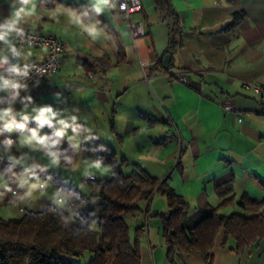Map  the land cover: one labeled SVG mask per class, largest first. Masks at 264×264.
Segmentation results:
<instances>
[{
    "label": "crops",
    "instance_id": "1",
    "mask_svg": "<svg viewBox=\"0 0 264 264\" xmlns=\"http://www.w3.org/2000/svg\"><path fill=\"white\" fill-rule=\"evenodd\" d=\"M94 2L34 0L36 14L21 25L62 38L65 55L57 73L34 81L13 102L15 119L36 121L41 108H51L45 114L53 120L49 136L61 127L60 120L69 125L53 149L65 147L77 157L85 155L83 140L108 145L120 169L124 159L131 170L140 166L168 183L188 203L187 217L230 195L235 201L245 194L264 202V98L244 85H264V0H142L143 10L130 15L115 6L98 15ZM81 4L88 9L78 12L73 5ZM19 6L18 0H0V24ZM70 12H86L83 24H96L100 35L93 39L70 22ZM132 22L144 35L131 34ZM171 28L178 30L173 45ZM16 39V33L8 37L13 46ZM0 51L8 55V45L0 42ZM20 52L19 62L47 54L42 47ZM142 60L149 61L143 69ZM178 72H187L184 80L175 76ZM41 134L48 135L45 127ZM6 138H12V146L3 143ZM62 167L43 148L22 144L20 133L0 134V217L63 202L60 190L35 174L63 173ZM237 208L233 202L218 212ZM168 210L165 196L154 192L140 264H170L162 223L154 214ZM143 221L140 216L132 223ZM224 236L219 229L209 250L211 264H264V238L237 254L232 238L222 243ZM176 258L179 264H205L199 254Z\"/></svg>",
    "mask_w": 264,
    "mask_h": 264
},
{
    "label": "trees",
    "instance_id": "2",
    "mask_svg": "<svg viewBox=\"0 0 264 264\" xmlns=\"http://www.w3.org/2000/svg\"><path fill=\"white\" fill-rule=\"evenodd\" d=\"M78 12L84 5H73ZM168 12L172 14V9ZM177 28H171V45ZM45 124L50 135L53 129ZM27 128H35L38 120L16 119ZM80 149L95 162L106 164L110 178L89 176L80 186L58 172L37 171L60 190L63 202L50 203L41 211L28 210L16 218L0 217V264H140V244L145 233V217H149L154 192L165 196L169 210L156 212L162 223L161 234L166 246V259L179 264L178 257L199 254L205 264H211L210 248L219 229L235 243L237 254L264 238V202L245 194L223 198L216 207L207 205L192 217L185 216L188 203L173 188L140 166L124 174L116 152L95 140H83ZM61 164L70 165L75 153L56 147ZM122 164L126 160H120ZM219 192V191H218ZM235 202L242 212L220 214L221 207ZM144 216L142 224L133 219ZM134 227V228H132Z\"/></svg>",
    "mask_w": 264,
    "mask_h": 264
},
{
    "label": "clouds",
    "instance_id": "3",
    "mask_svg": "<svg viewBox=\"0 0 264 264\" xmlns=\"http://www.w3.org/2000/svg\"><path fill=\"white\" fill-rule=\"evenodd\" d=\"M18 2L20 6L13 7L9 17L5 18L4 23L0 24V42H4L6 45H8V51L13 57H20L22 53L17 51L16 47L10 44L8 37L12 33L23 35V29L19 27V25L25 21L26 17L36 14L34 0H18ZM29 5L31 6L29 7ZM114 6L115 5L112 4V0H95L93 4L94 11L98 15L103 13L106 8ZM59 11L60 9L57 8L56 12L52 14L53 17H55ZM82 15H87V13L85 12ZM82 15H77L75 12H70V22L82 26L84 31H86L90 37L96 39L100 35V30L97 28L96 24L84 25ZM28 55H31V52H29ZM7 64H9V56L3 51H0V66ZM7 72L11 74V78H6L5 76L0 75V92H8L10 95L8 106L5 108H0V125H2V128H0V134L3 132H18L20 133L22 144L28 145L32 148H43L47 155L51 158L52 162L58 163L59 154L55 151H52V149L59 143V139L65 135L64 130L68 128L69 125L64 120H60L59 124L61 127L55 130L51 136L47 134H41V128L45 124H48L49 127H52L51 121L47 119L45 115L46 113L52 112V109L49 107L41 108L39 110V115L36 117V119L39 121V126L36 128H27L25 123L17 122L13 116L12 104L16 100V97L19 96L20 90L26 88V85L21 83V78H26L29 75V69L27 64H25L22 68L18 63H16L11 64V66L7 68ZM28 99L31 98L29 97ZM3 102L4 101L0 99V103ZM24 119L26 120L27 117H24ZM73 131H75V129H73ZM3 143L10 147L14 142L11 138H6ZM94 166L100 168L101 163L97 161ZM4 186L7 187L6 184ZM36 187L37 185H32V188ZM60 203H62V201H60Z\"/></svg>",
    "mask_w": 264,
    "mask_h": 264
},
{
    "label": "built area",
    "instance_id": "4",
    "mask_svg": "<svg viewBox=\"0 0 264 264\" xmlns=\"http://www.w3.org/2000/svg\"><path fill=\"white\" fill-rule=\"evenodd\" d=\"M115 7L118 11H121L125 15H130L131 13L142 11V0H114ZM123 6V7H122ZM23 29V35H17V42L15 47L17 51L25 46L27 47H42L47 51L46 57L42 60H31L28 62H19V57H13L9 52V64L3 65L2 75L6 78H11V74L7 72V68L11 64L18 63L22 68L25 64L28 65L29 75L26 78H21V83L25 84L26 87L34 83L37 80H44L49 78L51 75L57 73L61 68V60L65 55V50L63 49L64 43L62 38L54 35L53 33H40L38 31L30 30L23 25H19ZM131 34L134 36L144 35L143 27L136 23H131ZM148 60L140 61V68L143 69ZM187 72H178L175 76L179 80H184ZM169 76V74H166ZM245 86H251L260 98H264V85H255L252 83H245ZM25 89V88H24ZM24 89H21L19 96L16 100L20 98ZM0 99L4 102L0 103V108H5L8 106V100L10 95L8 92H0ZM12 139V138H11ZM147 224V217H145V225Z\"/></svg>",
    "mask_w": 264,
    "mask_h": 264
},
{
    "label": "rangeland",
    "instance_id": "5",
    "mask_svg": "<svg viewBox=\"0 0 264 264\" xmlns=\"http://www.w3.org/2000/svg\"><path fill=\"white\" fill-rule=\"evenodd\" d=\"M77 129L79 130V128H77ZM68 135L70 137H72L73 135L76 136L77 134L70 132V133H68ZM85 157H87V156H85V155L77 156L74 158L72 165L64 164V167H62L63 173H60V174L63 177H66L68 179L69 178L73 179L72 181L74 183H78L80 188H82L84 190V192L89 195V188L81 183L82 178H86L89 173H91V175L93 177H96V178H110L113 174H112V171L108 165L101 164V167L97 168L94 166L95 163L93 162V160L92 159L89 160V158H91V157L88 156L89 158L87 160ZM121 169H122L124 174H127V172L129 170H131V163L130 162H128V163L126 162V164L124 163L123 167ZM81 175L83 177L80 179ZM157 199L159 200L160 196H158ZM236 211L239 212L241 210L239 208H237ZM151 219L152 218H150V220ZM151 224H153V222H151Z\"/></svg>",
    "mask_w": 264,
    "mask_h": 264
},
{
    "label": "water",
    "instance_id": "6",
    "mask_svg": "<svg viewBox=\"0 0 264 264\" xmlns=\"http://www.w3.org/2000/svg\"><path fill=\"white\" fill-rule=\"evenodd\" d=\"M168 61H169L168 55H165V56H164V62H165V63H168Z\"/></svg>",
    "mask_w": 264,
    "mask_h": 264
}]
</instances>
